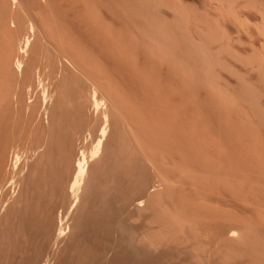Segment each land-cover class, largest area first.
<instances>
[{"label":"rangeland","instance_id":"obj_1","mask_svg":"<svg viewBox=\"0 0 264 264\" xmlns=\"http://www.w3.org/2000/svg\"><path fill=\"white\" fill-rule=\"evenodd\" d=\"M0 264H264V0H0Z\"/></svg>","mask_w":264,"mask_h":264},{"label":"bare ground","instance_id":"obj_2","mask_svg":"<svg viewBox=\"0 0 264 264\" xmlns=\"http://www.w3.org/2000/svg\"><path fill=\"white\" fill-rule=\"evenodd\" d=\"M15 2H16V0H14ZM34 31H35V27L34 26H31V33H34ZM32 42V41H31ZM29 45H30V38H28V39H26V41H25V44L23 45L24 47L22 48V53H26L27 52V49H28V47H29ZM66 59V58H65ZM69 60H71V59H69ZM72 61V60H71ZM71 64V63H70ZM74 65V64H73ZM22 64H21V62H19L18 63V68L19 69H21L22 68ZM97 90H98V88H96ZM99 91V90H98ZM97 94V91L95 92V95ZM99 95V94H98ZM47 96V95H46ZM97 98V95H96V97H95V107H96V109L100 106H102V104H104V103H106V102H104L103 103V101L104 100H106V99H104V100H102V103L99 101V99H96ZM105 98V97H104ZM94 105V104H93ZM107 105V104H106ZM99 107V108H100ZM47 108V107H46ZM99 108H98V110H99ZM45 109V108H44ZM95 109V108H94ZM101 109H102V107H101ZM104 110V109H103ZM47 111V110H46ZM106 115V114H105ZM108 115V114H107ZM107 115L105 116V119H106V122H108L109 123V121H108V119L109 118H107ZM107 124V123H106ZM107 126V125H106ZM105 126V128L102 130V134H101V138L97 141V144H96V146L93 148V150H92V153H91V158H95V157H98L99 156V154H100V151H101V149H102V146H103V142L105 141L104 139L106 138V135H107V127ZM84 152V151H83ZM86 156H88V155H86ZM85 156V153H83V154H81V159L78 161V164H77V177H76V179H75V182H74V187L76 188V191L77 192H79L81 189H82V187H84L83 186V183H84V180L86 179L85 177H86V175H87V171H88V169H87V164H89L88 162H87V160H88V157H86ZM90 157V156H89ZM100 157V156H99ZM94 160V159H93ZM74 192H75V190H74ZM76 193V192H75ZM77 194V193H76ZM79 194V193H78ZM64 227V226H63ZM61 230H60V234L59 235H63L64 234V232H65V230H66V228L64 227V228H60ZM236 232V231H235ZM66 233V232H65ZM238 234V233H237ZM65 235V234H64ZM233 236H236V235H233Z\"/></svg>","mask_w":264,"mask_h":264}]
</instances>
